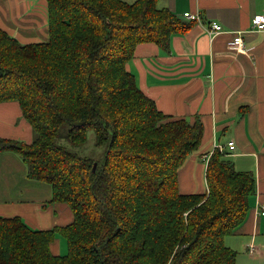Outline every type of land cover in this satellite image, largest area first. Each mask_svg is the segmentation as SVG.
<instances>
[{
  "label": "trees",
  "instance_id": "obj_1",
  "mask_svg": "<svg viewBox=\"0 0 264 264\" xmlns=\"http://www.w3.org/2000/svg\"><path fill=\"white\" fill-rule=\"evenodd\" d=\"M46 2L48 41L23 44L0 27V103L16 101L33 131L30 143L0 138V151L50 185L51 203L68 205L73 221L35 230L0 216V264H236L225 239L248 218L255 173L215 149L206 190L181 193L179 171L200 149L204 124L160 111L127 69L138 45L170 53L172 37L198 22L160 0ZM64 124L79 147L93 130L108 146L103 158L59 145ZM58 235L66 255L51 252Z\"/></svg>",
  "mask_w": 264,
  "mask_h": 264
},
{
  "label": "crops",
  "instance_id": "obj_2",
  "mask_svg": "<svg viewBox=\"0 0 264 264\" xmlns=\"http://www.w3.org/2000/svg\"><path fill=\"white\" fill-rule=\"evenodd\" d=\"M159 7L182 18L186 12H199L203 22L174 35L170 53L153 43L138 45L127 69L160 111L191 122L198 116L204 124L200 149L179 171L181 193L206 190L205 156L216 145L228 153L236 170L255 173L257 191L247 220L234 236L242 237L246 250L253 242L262 258L264 241L258 239L264 236V217L256 210L258 202L264 201V32L253 30L251 23L254 16L264 15V0H160ZM214 20L224 32L211 39L206 27ZM0 27L23 44L41 43L36 42L38 38L48 41L46 0H0ZM238 32H242L244 51L229 45ZM0 138L33 140L32 128L16 101L0 103ZM51 199L50 185L30 180L17 154L0 151V216L21 217L35 230L71 223L69 206L51 203ZM59 236L51 244V252L66 255V240L60 236L64 243Z\"/></svg>",
  "mask_w": 264,
  "mask_h": 264
},
{
  "label": "rangeland",
  "instance_id": "obj_3",
  "mask_svg": "<svg viewBox=\"0 0 264 264\" xmlns=\"http://www.w3.org/2000/svg\"><path fill=\"white\" fill-rule=\"evenodd\" d=\"M36 42H42V41L38 38V40H36ZM32 43H35V42H32ZM24 44H28V43H24ZM68 131H69V126L67 124H64L60 128V135L57 139V143L59 145H62L65 148H67L69 151L75 152L81 156H87V157L95 158L97 160L103 158L105 152L108 149V146H107V144L102 145V146L96 145L95 133L93 130L88 131L87 141L85 144L80 145V147L75 146L70 142V140L67 136ZM194 180H195L196 185H197L199 182V175L197 173L194 174ZM59 238H62V237L59 236ZM229 238H234V239H229ZM241 238L242 237H240V236L232 235L231 237H227L225 239L226 244L228 246H230V247H231V245L234 246L233 249H235L236 252L238 253L237 260L240 262V264H264V256L261 258L260 255L256 256V255H249L248 254L246 247L243 246V242H242L243 240ZM62 240L64 241L63 238H62ZM233 240L236 241L237 246L233 244L234 243ZM258 240L264 241V236L262 238H259ZM64 243H65V241H64ZM263 247H264V244H263Z\"/></svg>",
  "mask_w": 264,
  "mask_h": 264
},
{
  "label": "built area",
  "instance_id": "obj_4",
  "mask_svg": "<svg viewBox=\"0 0 264 264\" xmlns=\"http://www.w3.org/2000/svg\"><path fill=\"white\" fill-rule=\"evenodd\" d=\"M201 17L202 16L199 12L196 13L186 12L184 14V18H187L188 20L191 21L202 22ZM251 28L255 31L257 30L258 32H264V15L258 14L254 16L252 19ZM206 32L208 33L209 37L213 39L216 35L224 32V29L219 22L214 20L211 23H209V25L206 27ZM229 45L231 49H234L236 51H244L242 32H238L237 35L233 38V40L229 42ZM228 144L229 146H233L234 142H229ZM215 149H218L221 153L225 152V150L221 146L216 145ZM211 154L212 152H210V154L205 156L206 163L209 160L210 158L209 156ZM256 211L260 217H264V201L258 202ZM247 252L249 255H259L260 253L259 249L257 248V246H255L253 242L248 245Z\"/></svg>",
  "mask_w": 264,
  "mask_h": 264
}]
</instances>
